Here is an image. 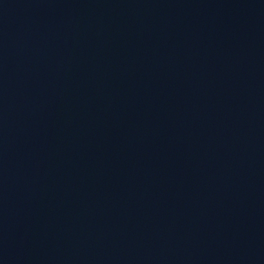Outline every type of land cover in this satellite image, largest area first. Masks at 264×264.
I'll use <instances>...</instances> for the list:
<instances>
[{
    "label": "water",
    "instance_id": "1",
    "mask_svg": "<svg viewBox=\"0 0 264 264\" xmlns=\"http://www.w3.org/2000/svg\"><path fill=\"white\" fill-rule=\"evenodd\" d=\"M0 264H264V0H0Z\"/></svg>",
    "mask_w": 264,
    "mask_h": 264
}]
</instances>
